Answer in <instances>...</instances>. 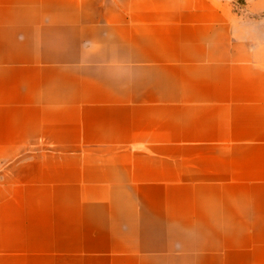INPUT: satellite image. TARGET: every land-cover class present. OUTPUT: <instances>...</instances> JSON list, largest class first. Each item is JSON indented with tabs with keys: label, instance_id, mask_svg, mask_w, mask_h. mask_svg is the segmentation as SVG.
I'll return each mask as SVG.
<instances>
[{
	"label": "crops",
	"instance_id": "obj_1",
	"mask_svg": "<svg viewBox=\"0 0 264 264\" xmlns=\"http://www.w3.org/2000/svg\"><path fill=\"white\" fill-rule=\"evenodd\" d=\"M0 264H264V31L0 0Z\"/></svg>",
	"mask_w": 264,
	"mask_h": 264
},
{
	"label": "rangeland",
	"instance_id": "obj_2",
	"mask_svg": "<svg viewBox=\"0 0 264 264\" xmlns=\"http://www.w3.org/2000/svg\"><path fill=\"white\" fill-rule=\"evenodd\" d=\"M243 21L258 25L264 31V0H227Z\"/></svg>",
	"mask_w": 264,
	"mask_h": 264
}]
</instances>
